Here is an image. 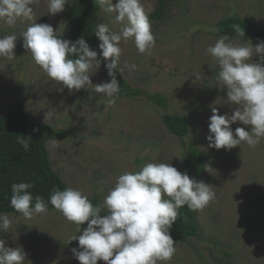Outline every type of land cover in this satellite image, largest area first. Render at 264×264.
I'll return each mask as SVG.
<instances>
[{"label": "rangeland", "instance_id": "1", "mask_svg": "<svg viewBox=\"0 0 264 264\" xmlns=\"http://www.w3.org/2000/svg\"><path fill=\"white\" fill-rule=\"evenodd\" d=\"M74 0L63 12L48 14L47 0L33 4L34 21L51 25L56 35L69 41L68 21ZM161 0H141L148 15L155 46L140 54L132 40L120 42L121 56L116 78H124L134 88L167 98L162 109L145 98H117L107 105L94 86L69 91L51 80L33 61L24 47L23 32L31 23L24 19L9 25L0 21V38L17 37L12 59L0 57V117L24 104L33 123L64 132L47 144L53 171L73 189L103 203L116 179L125 172H138L148 163L171 164L186 172L185 156L190 146L209 154L201 181L215 192L202 211H196L199 237L175 244L176 253L158 264H264V138L254 147L242 143L232 149L209 148V118L216 107L221 115H231L235 105L227 102V88L217 83L219 66L206 49L222 36L219 24L237 16L258 32L264 30V0H167L165 18L151 15ZM114 3L118 0H113ZM100 23L119 32L114 15L101 13ZM100 42V41H99ZM246 45L238 41H227ZM253 46L259 44L251 40ZM95 65L93 84L110 82L106 61ZM253 62L259 63L260 56ZM125 64L128 67H125ZM135 65V69L130 66ZM167 114L186 118L189 136L180 139L166 125ZM251 131L242 122L231 125ZM106 212V209H105ZM12 226L0 229L5 246L26 253L24 264H80L72 249H79V230L58 211L25 219L9 215ZM81 227V234L87 227ZM230 254V256H227ZM97 264H106L100 260Z\"/></svg>", "mask_w": 264, "mask_h": 264}, {"label": "clouds", "instance_id": "2", "mask_svg": "<svg viewBox=\"0 0 264 264\" xmlns=\"http://www.w3.org/2000/svg\"><path fill=\"white\" fill-rule=\"evenodd\" d=\"M103 13L113 14L114 21L121 25L119 32L108 24L99 23L95 35L99 39V53L93 50L82 37L75 43L56 35L51 25L34 21L33 4L39 0H0V21L9 25L17 19L34 21L23 32L24 47L47 76L69 91L94 86L96 93L103 94L107 105H114L120 91L116 73L123 74L120 67V42L132 40L140 54L150 52L155 46V37L141 0H94ZM68 0H47L48 14L55 15L65 10ZM238 36H244L239 26ZM228 36L220 37L206 51L219 66L217 83L227 88V102L235 105L231 114L221 115L212 107L209 118L208 147L217 150L232 149L242 143L254 147L264 138V42L253 46L235 45ZM17 37L7 35L0 38V57L12 59ZM106 61L110 82L93 84L91 74L95 65ZM260 56V62H253ZM75 57V58H74ZM125 67H128L125 64ZM135 69V65L130 66ZM242 122L251 126L235 129L231 125ZM24 150L29 144L18 138ZM30 183H14L11 186L10 206L25 219L46 214L44 199L37 195L33 206ZM215 192L211 187L181 173L171 164L148 163L138 172H125L116 179L114 187L99 206H94L88 196L71 187L55 189L50 203L64 218L78 226L79 249L73 248L74 257L80 264H158L170 261L176 253L170 229L176 222L178 211L187 206L192 211H202L212 200ZM106 209V215L102 210ZM87 227L81 234L82 225ZM12 220L8 214H0V229L9 230ZM26 253L20 247L5 246L0 239V264H24Z\"/></svg>", "mask_w": 264, "mask_h": 264}, {"label": "trees", "instance_id": "3", "mask_svg": "<svg viewBox=\"0 0 264 264\" xmlns=\"http://www.w3.org/2000/svg\"><path fill=\"white\" fill-rule=\"evenodd\" d=\"M167 0H161L159 8L151 15L153 21H162L166 15ZM100 11L94 0H74L68 21L71 26L69 41L75 43L84 38L89 46L98 53L99 39L95 35L97 25L100 23ZM239 26L244 36H238L235 29ZM219 31L230 40L248 43L256 40L264 42V30L256 31L249 22L234 16L223 20L219 24ZM75 58V57H74ZM100 59L101 57L98 56ZM121 99L145 98L155 106L168 109V100L160 94H151L141 89L134 88L124 78H119ZM165 125L168 131L180 138L189 136V125L186 118L177 114H167ZM23 137L29 144V149L24 150L18 143V138ZM66 134L54 129L52 126L33 123L27 114L24 104H20L10 114L0 117V214H19L10 206L11 186L14 183L26 182L32 187L29 191L35 196H41L48 211L56 210L50 203V196L54 190L69 188L62 179L53 171L47 144L56 138H65ZM209 154L199 151L195 146H190L185 156V168L189 177L201 181L209 162ZM94 206L101 205L97 198L89 199ZM106 215L105 209L101 212ZM87 224V222H85ZM170 234L175 244L184 243L199 237V226L196 211L190 210L186 205L178 211L176 222L170 229ZM230 256V254H227ZM226 264H231L228 260Z\"/></svg>", "mask_w": 264, "mask_h": 264}]
</instances>
